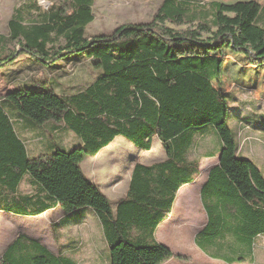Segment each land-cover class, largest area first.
<instances>
[{
	"label": "trees",
	"instance_id": "1",
	"mask_svg": "<svg viewBox=\"0 0 264 264\" xmlns=\"http://www.w3.org/2000/svg\"><path fill=\"white\" fill-rule=\"evenodd\" d=\"M202 2L163 0L149 24L120 26L112 35L90 41L84 37V27L92 21L93 0H70L71 12L59 7L39 23L24 24L14 15L20 21L9 22V39L17 41L20 54L43 62L82 54L95 61L93 66L102 75L70 97L50 90L19 89L6 94L4 101L19 117L33 125L61 120L83 144L28 158L0 105V210L27 214V198L21 199L22 204H9L3 195L4 191L14 194L27 176L64 213L88 208L98 214L109 264H161L179 259L156 243L153 234L167 218L176 190L190 184L197 173L195 164L185 159L193 135L212 128L220 149L218 165L201 188V194L208 191L213 202L206 227L214 228L211 234L216 238L225 216H230L236 223L244 222L235 235L251 238L264 233V179L251 161L237 156L227 126L225 95L211 84L221 76L225 48L247 57L249 67L264 65V27L257 22L261 8L253 1L206 6ZM186 20L194 24L192 29L165 26ZM60 39L64 46L50 51L49 46ZM0 42L5 38L0 36ZM3 53L0 66L15 61L14 53ZM116 136L144 150L157 137L167 161L154 167L135 166L126 197L113 216L108 200L82 175L79 165ZM225 199L227 206L222 203ZM45 208L44 204L31 215ZM201 235L205 234L197 237ZM0 264L74 263L18 236Z\"/></svg>",
	"mask_w": 264,
	"mask_h": 264
},
{
	"label": "rangeland",
	"instance_id": "2",
	"mask_svg": "<svg viewBox=\"0 0 264 264\" xmlns=\"http://www.w3.org/2000/svg\"><path fill=\"white\" fill-rule=\"evenodd\" d=\"M162 1L163 0H93V4L90 7L92 21L84 27V37L87 41H90L94 40L96 37L112 35L120 26L149 24L156 15ZM248 1L255 2L261 8L257 22L259 26L264 27V0H204L202 3L206 6L207 3L210 2L229 5L236 2ZM59 7L60 9L71 12L70 0H0V36L5 38V42H0V60L3 58V51L14 53V58H16L15 61L0 66V105L9 116L11 125L12 113L16 112L11 109L8 102L4 101L7 93L19 89L50 90L57 96L70 97L92 86L102 75V71L93 66L95 61L86 58V56L82 54H68L53 62H43L27 54H20L21 50L18 48L17 41L9 39V22L12 19H17L14 18L15 16L22 18L24 24L39 23L43 16ZM202 8L203 7L197 10ZM191 10H196V8H191ZM17 20L20 21V19ZM187 21L188 20L179 25L166 22L165 26L177 31L192 29L194 24ZM63 46L64 41L60 39L56 42L55 46H49L50 48L48 49L50 51H58ZM223 60L221 76L219 79L212 81L211 84L225 95L228 105L227 126L234 137L237 147V156L241 159L251 161L259 169L264 179V65L261 67H249L247 57L236 54L228 48H225ZM64 128L65 125L63 129ZM38 129L41 132V128ZM46 129L44 130V128H42V131L45 132ZM32 136L30 131H28V133L26 132V139L32 138ZM65 137L66 133L63 132L61 138L64 139ZM31 141L32 139H30V142ZM30 145L33 147V142L30 144L25 143L26 148L28 147L27 149H30ZM67 148L71 147L68 146ZM219 149L220 143L212 128H206L203 132L193 135L192 143L185 154L186 162L195 164L197 170L190 184L204 178L205 174L203 172L207 168L211 166L216 167L218 165ZM97 154V156L94 155L85 158L89 160H87L88 162H84V170L81 169L80 165L85 159L80 163L79 167L83 176L84 171L89 178H93L101 183L103 182L101 191L99 192L101 194L103 192L105 195H102L109 203L111 202V204L117 203L124 198L127 180L130 177L132 168L134 169L137 165L154 167L161 164L162 161L167 160V154L163 144L157 137H153L150 141L149 149L144 150L135 146L125 138L116 136L110 143L102 147ZM103 163L107 167L106 169H102L99 173L97 167ZM113 173L117 174L118 177L116 179L118 180L115 179L107 185L113 178ZM183 186H180L176 190L172 204L175 198H178V202L182 203L191 193L189 197L192 198L189 201L192 202L193 207H197L196 210H194L196 214H199L197 219L198 217L202 218L200 201H203L205 204H213L207 196L208 191L201 194L200 190L198 193L197 190L199 186L195 184L191 187L196 188V191L183 193ZM3 195L5 196L4 198H8L9 204H22V198H27V202L31 200L33 203L38 195H42V191L26 176L23 178L14 194H9L4 191ZM216 201L215 203H217ZM222 203L225 206L229 205V201L226 199L223 200ZM23 204L25 205L24 202ZM27 204L25 205L26 207H32L31 204ZM111 208H113V206ZM56 210L60 212L59 209ZM180 212H182L181 208ZM50 213L51 212H48L46 215H41L40 218L28 219L14 216L12 215L13 213L1 209L0 260L2 252L6 251L4 250L5 247L12 240L15 241L18 236L26 237L27 234L33 233L31 231H34V233L40 237L41 242L48 246H56L61 241H63L64 244L68 240H83L84 246L87 245L85 240L88 238L83 236L88 230L87 226H71L63 229L56 227V224H54L56 223V218L52 217L51 220ZM216 225L217 223H213L214 227H217ZM239 227L240 224L236 223L234 219L230 216H225V225L222 230L219 231L218 239L221 237L232 239ZM101 233V230H98V233L92 230L94 239L101 240ZM161 236L174 250L179 249V246L182 247L184 237L181 229L169 228L164 230ZM204 238L205 235L197 237V247L204 248ZM100 244L102 245V242L100 243L99 241L98 249L102 248ZM263 250H260L262 256H264ZM85 251L87 250L85 249ZM177 256L180 257L179 260H191V258L187 259V257ZM88 257L89 256H86L87 260L83 264H102L100 260V263L98 260L92 262ZM258 258V253H256L254 256L255 262ZM259 263L257 261L256 264Z\"/></svg>",
	"mask_w": 264,
	"mask_h": 264
},
{
	"label": "crops",
	"instance_id": "3",
	"mask_svg": "<svg viewBox=\"0 0 264 264\" xmlns=\"http://www.w3.org/2000/svg\"><path fill=\"white\" fill-rule=\"evenodd\" d=\"M12 128L15 133V136L19 139V141L23 144L26 156L28 158L37 157L39 155L44 154H50L54 152L57 148L63 149L65 151L72 150L74 148H78L82 146V141L79 139L76 135L68 131L64 128L63 121H48L43 123L42 125H33L30 123V121L23 119L19 117L16 113H12ZM53 122V123H52ZM38 126V127H37ZM42 126V127H40ZM38 128H41V132ZM42 128L45 132L42 131ZM30 131L32 133V138L26 139V132L28 133ZM65 132L66 133V139L61 138V134ZM70 132V133H69ZM73 134V135H71ZM78 138V139H77ZM30 139H32L31 142H33V147L30 145V149H27L25 146V143L30 144ZM70 146L71 148H67ZM33 148V151H32ZM104 149V148H103ZM98 155V154H97ZM96 155V156H97ZM89 160V159H87ZM86 159L81 163L80 167L83 169L84 162H88ZM167 161V160H166ZM165 160L161 162H166ZM135 165V164H134ZM133 165V166H134ZM104 167V168H103ZM106 165L103 163L97 167V171L100 173L102 169H106ZM215 166H211L207 168L203 173L205 174L204 178H201L198 182H194L192 184H187L182 187L183 193L189 192V191H196V188L191 187L195 184L199 186L197 192L199 193L201 188L205 185L208 179V173L214 168ZM84 170V169H83ZM133 168L131 169L132 173ZM96 171V172H97ZM94 173V172H93ZM131 173L130 177L127 180L126 188H125V195L126 197L129 183L131 180ZM84 177L91 182L93 185L96 186V188L101 191V183L100 181H96L93 178H89V176H86V173H84ZM113 178L107 183L109 185L113 180H115L118 176L117 174L113 173ZM26 177V176H25ZM118 180V179H116ZM35 184V183H34ZM37 186V185H36ZM109 188V187H108ZM40 189V188H39ZM192 192V193H193ZM103 195H105L102 192ZM191 194V193H190ZM189 194V195H190ZM187 196V198L182 199V203L178 202V198H175V201L173 202L171 206L170 213L168 217L163 220L155 229L153 234V240L165 246L168 248L173 255H180L182 257L191 258V260H179L176 258L168 259L161 264H256L257 261L259 264H264V256L261 255L260 250H263L264 246V233L259 234L254 237H244L242 235H235L232 239H227L224 237H221L218 239V237L213 238L211 231V227H206L208 216L207 213L210 211V207L212 205L208 203H204L203 201H200L201 204V212H202V218L197 216L194 210H196L195 207L192 206V202L189 200L192 197ZM193 195V194H192ZM40 197V198H38ZM108 197V196H107ZM177 197V196H176ZM32 198V197H31ZM123 198V199H124ZM119 200L117 203L110 204L111 213L114 216L116 212L117 205L123 200ZM188 200V201H185ZM51 204H49V203ZM25 203V202H24ZM28 204H31L32 207L27 209V214H12L14 216L18 217H24L28 219L32 218H40L41 215H46L48 212H51V220L52 217L56 218V227L59 228H69L71 226L74 227H80L81 225L87 226L88 230L84 233L83 236H85L86 239L85 243L87 244L84 246V241H78V240H68L63 244V241H61L58 245L54 246H48L46 244H43L40 240V237L34 233V231H31L33 233H29L26 235L27 238L30 240L40 244L43 246L46 250H48L52 255L55 257H65L74 264H83L87 259L86 256H89L88 259L90 261L94 260H100L102 264H109V248L107 245V242L105 241L103 231L101 228V224L99 221L98 214L88 208L77 210L73 213L67 214L64 213L59 207L56 201L47 198L44 192H42V195H38L33 203L30 201L27 202ZM46 205V208L39 214H33V210L39 209L42 205ZM113 206V208H111ZM180 208L182 209V212H180ZM56 209H59L60 212ZM50 220V221H51ZM238 220H236L237 222ZM224 223L220 224V228H222ZM239 224L242 227L244 225V222L242 220H239ZM181 227V228H179ZM169 228L172 229H181L182 235H183V244L182 247L179 246V249H173L171 246L162 238V234L164 230H167ZM92 230L102 231L101 236L102 239H94L92 235ZM222 230V229H220ZM38 232V231H37ZM203 232L205 234L204 238V248L197 247L196 245V239L197 235L199 233ZM208 233V234H207ZM84 238V237H83ZM98 238V237H97ZM82 239V236H81ZM102 242V248L98 249V245ZM14 240H12L4 250H6ZM52 248V250H51ZM54 249V250H53ZM85 249L87 251H85ZM179 251V252H177ZM255 251V253H254ZM264 251V250H263ZM5 251L2 252V255ZM258 253V260L255 262L254 256ZM261 255V257H260ZM1 261V260H0ZM99 262V263H100Z\"/></svg>",
	"mask_w": 264,
	"mask_h": 264
}]
</instances>
